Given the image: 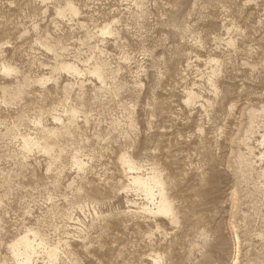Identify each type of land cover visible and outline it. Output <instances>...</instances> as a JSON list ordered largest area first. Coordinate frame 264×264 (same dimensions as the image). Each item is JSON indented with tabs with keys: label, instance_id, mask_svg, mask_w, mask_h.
I'll return each instance as SVG.
<instances>
[{
	"label": "rangeland",
	"instance_id": "374dc122",
	"mask_svg": "<svg viewBox=\"0 0 264 264\" xmlns=\"http://www.w3.org/2000/svg\"><path fill=\"white\" fill-rule=\"evenodd\" d=\"M0 264H264V0H0Z\"/></svg>",
	"mask_w": 264,
	"mask_h": 264
},
{
	"label": "bare ground",
	"instance_id": "6f19581e",
	"mask_svg": "<svg viewBox=\"0 0 264 264\" xmlns=\"http://www.w3.org/2000/svg\"><path fill=\"white\" fill-rule=\"evenodd\" d=\"M134 170V169H133ZM137 174V173H136ZM141 175V174H140ZM140 175H135V174H131V177H132V179L135 181V182H140L142 179H143V177L142 176H140ZM146 177H144V179H145ZM148 179H149V177H148ZM151 189V188H150ZM159 210H164V209H166V205L164 204V203H162V204H160L159 205ZM28 238V237H27ZM42 243V242H41Z\"/></svg>",
	"mask_w": 264,
	"mask_h": 264
}]
</instances>
